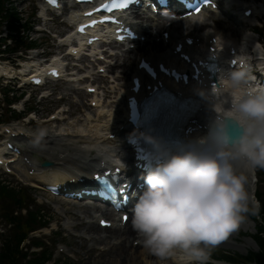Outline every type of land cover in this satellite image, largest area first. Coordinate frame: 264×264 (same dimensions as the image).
<instances>
[{
	"label": "clouds",
	"instance_id": "9594fccd",
	"mask_svg": "<svg viewBox=\"0 0 264 264\" xmlns=\"http://www.w3.org/2000/svg\"><path fill=\"white\" fill-rule=\"evenodd\" d=\"M254 80L245 60L196 88L208 113L203 133H132L148 163L131 223L143 247L161 261L208 264L212 250L251 211L250 176L264 169V86ZM45 135L39 131L34 143Z\"/></svg>",
	"mask_w": 264,
	"mask_h": 264
},
{
	"label": "bare ground",
	"instance_id": "6f19581e",
	"mask_svg": "<svg viewBox=\"0 0 264 264\" xmlns=\"http://www.w3.org/2000/svg\"><path fill=\"white\" fill-rule=\"evenodd\" d=\"M231 1H236V0H231ZM250 3L253 4V1H251ZM232 6L233 8L231 9L236 12V17H235L236 19L234 18L232 19L238 20L241 24H243L242 31L237 30L235 34L222 32L218 26H215V27L213 26V25H216L217 19L220 18L219 16L222 15V13L218 14L214 11H207V12H204L203 15L200 17V19L197 20L196 22H193V20H188V19L184 20L183 22H186L185 24L186 31L184 32H181V33H178L177 31L175 32L174 29H172L171 27L170 28L171 37H170L169 42L173 43L175 38L185 37L187 35L189 36L193 35L196 39L199 40L200 45L203 48H206L208 47V42L213 37H217L219 38L220 43L222 45L223 44L227 45L225 49V54L223 55L225 59H227L230 56L232 48H235L237 53H242L246 48H249L247 44L252 43V40L254 39L257 40V37L249 32V29H250L249 25H250V22L256 19V16L263 13V10L260 8H256L254 16L247 18L244 15V12L249 7L243 9L241 3H235ZM79 17H80V14H76L72 16L70 18V22L74 23L75 21H77ZM202 20L206 21L207 24L205 26L198 24V22H201ZM211 21L214 24H211ZM157 29L159 30L161 29V33H162L161 43H158V45L160 46V50L163 51L162 55H167V52H169L168 51V48L170 47L169 43L166 44L164 41V37H163V33L168 30V27L166 26V28H164V25H162V22L152 20L150 25H147L145 29L139 27V32L142 35H145L146 37V40L143 43V45L142 46L140 45V47L137 49L138 51L132 50L130 52H127V53L135 52L139 54V52L142 51L141 53L143 54L139 56L137 60V65H138L139 59L142 56L146 55L144 48L147 45H149V43H151L152 40L154 39L156 40V38L160 36V35L154 34V30H157ZM110 38L111 36L109 37V39ZM71 39H73L72 34H66L60 38L63 46H67V47H69ZM84 48H85V45L79 44L75 49L82 50ZM91 50L95 52H101L100 50H102V46H100L99 48L94 47ZM127 53H124L123 57L130 56ZM77 57H79V54L76 56V58ZM115 58H118V54ZM55 61L59 63L57 59ZM112 61L113 60H111V63L107 65L109 68L108 72H111V73H113V69H114V65ZM134 64L135 62L130 61V64L126 65L127 68L124 69L125 73L122 74L124 71L121 72L120 76L116 75L115 69H114L115 74H111L110 78H112L113 81L111 82L112 85L110 86V88H116L118 86H121L122 90L120 91L119 94H115L111 98V100L107 101L106 104L103 103L102 97H100L99 95L93 96V100L96 101V103L98 104L100 111L107 113L114 118H119V119H116L117 126H120L124 122V117H125L124 113L126 112L125 100H126V96L128 94L129 88H130V80H131V76L128 78L127 69L128 70L130 69V72L135 71L137 65H134ZM116 65L118 66V64ZM101 67H104V66L99 63L98 67L93 68V63H91V68L88 70L90 78L91 77L92 78L93 77L94 78L103 77L104 75H100V71H99V68ZM80 70L75 69L73 73L70 75L71 76H74V75L83 76V72H81ZM90 85H94V84H89L88 86ZM204 112H205V116H204L205 118H200L202 121H204L202 124L207 123L208 113L206 111L205 106H203V111L200 117L202 116ZM99 117H101V113H99L98 116L96 117L97 119H94V120L98 121ZM86 122L88 123L89 125L88 128L90 129L97 127L96 133L93 135L86 134L83 136L82 134H78V136L83 138L85 142L88 144L86 148H82L83 146L75 147L74 152L62 149L60 153H57V151L51 150L53 146L40 147V149L38 150L49 154L53 162L54 163L58 162V164H62L63 168H56L55 170L49 173L35 172L34 175H29L27 173L26 174L27 179L35 183H42L43 181H54V182L64 183L65 181L73 177L75 178L81 177L82 175H84L85 167L87 165H92L89 162V153H90L91 145H94L97 148V154L95 157L97 159H101L102 153L105 151V148L98 141L99 138H101L102 136V133L100 129L98 128L99 125L98 124L92 125L93 121L90 115L87 117ZM64 135H69L71 137L76 136L75 133H70V132L65 133L62 129L61 130L56 129L53 131H49L47 136L48 138H51L53 140H57L58 138L59 139L61 138V141H65ZM94 135H95V138L93 137ZM117 151L118 150H115V152ZM115 152H114V155L116 156ZM25 153H29L28 149H25ZM123 155L125 159H128L129 161V158H130L129 151L123 150ZM95 157L93 159H96ZM109 161L110 159L107 160L108 163H110ZM26 168L32 169L33 166L22 165L20 171L26 172ZM249 190L252 196L253 191L251 190L250 186H249ZM71 223L73 226L83 225L85 228H87L84 232L88 234V236H90L92 240L96 241V243L99 242L95 239L96 231H93V230H96V227L95 226L91 227V223L84 219V216L82 215L81 212L75 213V217L73 218V220H71ZM239 231H240L239 229L236 230V235L238 234ZM133 232L134 230L132 229V227L128 229H122L119 226H116L115 230H110V235L108 236V238H102V239L108 240L106 243H110V242H113V243L110 245L108 249L103 248L100 250V254H99L100 259L104 257L103 261H101L102 262L101 264H166V261H161L160 258H158L154 254L146 250L142 244H139L136 247H134L133 245H130L128 247L124 246V244L126 243V238L130 236L131 234H133ZM113 239L114 241H112ZM232 239H234V236L232 237ZM88 253H93V251L89 250Z\"/></svg>",
	"mask_w": 264,
	"mask_h": 264
},
{
	"label": "rangeland",
	"instance_id": "374dc122",
	"mask_svg": "<svg viewBox=\"0 0 264 264\" xmlns=\"http://www.w3.org/2000/svg\"><path fill=\"white\" fill-rule=\"evenodd\" d=\"M15 2H18V7L20 9L21 8H24L28 4H31V8L33 9L35 7V3L37 1L36 0H33L31 2H26V1H22L21 2L20 0H17V1L15 0ZM234 26H236V24H234ZM66 27L67 26L65 24L58 23L56 25L54 22H50V23H48L46 29L49 30V31H51L52 34L44 31L39 36L44 41H47V40L51 39L52 42L55 43V40L53 38V35L59 34V33L63 32V31H65ZM50 88L53 91H55L57 95L58 94H62V95L64 94V95H66V100H69V101L72 102V109L75 112V116H77V117H83V111L84 110H83L82 106L80 105V102L78 100L76 101L75 98L73 97V89H72V87L69 84H67L66 82H59V83H56V84L52 85ZM31 90H33L34 93H36V94L39 93V90H37L36 88H32ZM67 96H69V99H67ZM86 101H87V99H86ZM78 119H80V121H79L78 124H86L84 118H78ZM45 156L48 158L47 155H45ZM2 180L7 181L11 185L10 186V189H13L14 190V188H19L17 186V183L11 181V179H8V180L2 179ZM13 180L16 181L15 179H13ZM8 195H10L9 198H13L14 197L13 196V193H10ZM34 197H35V195L32 196V198H34ZM71 211H73V210H71ZM0 220H1V218H0ZM78 231H81V230H78ZM72 241H74L76 253H77L78 258H79L78 261H75L72 264H100V263L96 262L95 260L90 259L91 256L87 258L84 255V250L80 249V246H81V238L74 237L72 239ZM85 245H86L87 248H91L92 247V246L89 245V242H86ZM227 250L228 251H231V252H241V253H246L247 252L246 249H239V248H232V247L227 248Z\"/></svg>",
	"mask_w": 264,
	"mask_h": 264
},
{
	"label": "trees",
	"instance_id": "16d2710c",
	"mask_svg": "<svg viewBox=\"0 0 264 264\" xmlns=\"http://www.w3.org/2000/svg\"><path fill=\"white\" fill-rule=\"evenodd\" d=\"M19 253L18 245L8 246L4 253H0V264H22V262L17 259ZM257 258L264 264V253L258 255ZM27 264H35V261H29Z\"/></svg>",
	"mask_w": 264,
	"mask_h": 264
}]
</instances>
